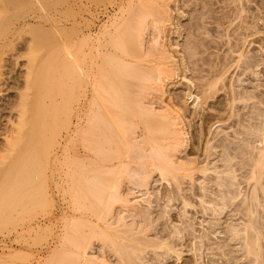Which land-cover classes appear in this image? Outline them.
I'll return each instance as SVG.
<instances>
[{"label": "bare ground", "instance_id": "bare-ground-1", "mask_svg": "<svg viewBox=\"0 0 264 264\" xmlns=\"http://www.w3.org/2000/svg\"><path fill=\"white\" fill-rule=\"evenodd\" d=\"M22 1L12 0L8 5ZM239 1L232 0V3ZM4 2H0L1 19L4 12L7 16L11 10L5 11L8 5ZM218 4L221 0H113L109 7L104 6L103 13L99 12L105 20L98 33L94 22L87 26V32L83 29L85 25L79 27L82 22L78 24L79 47L73 59L77 67L76 82L79 79L75 107L78 119L69 123L66 139L84 129L90 132L87 131L91 134L87 142L91 152H85L88 149L84 147V153H76L79 158L88 155V169L81 168L84 164L80 162L78 177L70 180L72 185L67 184L69 181L65 188L62 186V192L67 194L64 202L68 198L72 201L59 209L60 231L47 245L48 258L33 264H50L55 256L56 260L58 257L56 264H242L235 247L241 240L244 264H264V214L259 211L263 208L260 194L264 196V181H261L264 178V96L256 94V86L241 87L238 91L235 79L231 82L236 71L239 76L255 75L253 68L263 60L242 51L248 41L242 37V31L252 36L261 30L249 24L243 5L237 11L232 10L234 14L229 17L242 18L241 27L237 26L242 31L236 33L234 29L236 36L232 38L228 58L219 60L206 74L202 73L204 68L194 67L193 47L187 45L188 41L185 47L174 40L182 34L217 32L197 27L198 24L195 29L185 30L180 21L204 17L211 12L204 11L207 6ZM94 17L97 19V14ZM38 18V24H28L26 28L33 33L27 49L33 55L27 61L31 70L29 78L34 76V70L45 65L39 57L41 49L47 47L45 18L42 14ZM5 19L8 18L2 20ZM19 27L22 30H15V34L25 30ZM146 29L151 37L147 41L143 38ZM4 41H0V48L7 43ZM262 42L264 46V39ZM178 47L182 50L177 51ZM176 53L182 55L177 57ZM26 92L18 106L21 111L14 136L10 135L13 138L7 145L10 149L29 146L32 141L28 132L33 120L28 114L32 109L28 112L24 101L31 95ZM258 102L263 108H256ZM255 119L262 122L256 130L261 132L259 140L253 128ZM43 120L40 111L33 121L41 129ZM224 126L229 131H217ZM256 141L259 150L254 154ZM35 157L32 154L29 158ZM21 158L22 155L15 161ZM237 165L247 171L245 180L252 187L250 195L241 199ZM27 170L25 173L30 174L31 170ZM22 173L19 181L30 178L29 174ZM8 208L9 205L7 211ZM236 210L244 221L241 229L234 226L236 215L228 214ZM54 216L51 214L47 222H54ZM224 218L230 223L227 221L225 229ZM40 224L37 222L34 226L43 229L45 226ZM205 251H209V257ZM184 252L189 255L183 257Z\"/></svg>", "mask_w": 264, "mask_h": 264}, {"label": "rangeland", "instance_id": "rangeland-1", "mask_svg": "<svg viewBox=\"0 0 264 264\" xmlns=\"http://www.w3.org/2000/svg\"><path fill=\"white\" fill-rule=\"evenodd\" d=\"M14 1L18 2V0ZM112 1L113 0H23L16 5L9 4L13 7L15 6L13 8L8 5V3L12 2V0L10 2H4L0 0V2H4V4L6 3L5 6H9L5 7V9L7 8L8 10H12H9V13L7 12V9L5 10L8 13L7 16L5 12L3 13L4 15L1 14L3 15L2 19L5 17H7L8 19L2 20L0 18V20H2V22L0 23V41L3 42L6 39L4 43L7 42L5 44L6 46L3 45V48H0V207H2V209H0V264H33L37 260H41L42 262H44V260L48 258V253H46L48 249L47 245L53 241L54 237L58 235L57 233L60 231L57 217L59 214V209L64 207L66 203L72 201V199L68 198L64 202V198L67 194L65 193V191L62 192V186L65 188L64 185H66L67 182H69L70 180L73 181L78 177V168L80 167V162L84 164V166L81 165V168H86V166L88 165L87 154L91 152L90 149H88L89 145L87 142V140H89L91 136V134H87L88 130L84 129L83 132L78 133L79 135L71 137V139L69 138L68 140L66 139V132L68 130L69 123L76 121L75 119L77 118V115H75V113L77 112L76 101L78 97V85L76 83L79 81V79H77L76 82L77 67L75 65V60L73 59L76 56L78 49L77 47H79L78 29L79 27L82 28L85 25V28L83 27V29H85L84 31L87 32L89 28L87 26L94 22V30H96L95 32L98 33V28L105 20L104 16L102 15V10L104 11V6L109 7ZM1 4L4 7L3 3ZM242 5L243 7H245L247 13L246 15H249V24L257 25V27H259V31L261 30V33H257L252 36H247V33L241 30L244 35H242V37H246V40H248L249 42L251 41V44L248 45L247 41V43L243 45L244 48L242 49V51L246 52L245 55L247 56H253L255 59L257 58L258 60L263 61H259V66L253 68V72L256 76L253 75V77H247L243 74L239 76L240 74H237L238 71H236L231 82L235 79L233 82H237L236 86H239H234V88L236 87L235 89H237L238 91L242 89L241 87H246V89H249L251 86L252 88L256 86L257 88H255L254 91L256 92V94L262 97L264 96V46L262 45V40L264 39V0H241L239 2H236L235 4L232 3V0H226V2L225 0H221V4L214 6L209 5L210 7L207 6L208 9H205L204 11L210 10L211 12L204 17H201L199 19L197 18V20L193 19L192 17V21L191 19L183 18L181 19L180 23L184 26L183 28H185V30H188L190 27L192 29H195L197 27L203 26L205 28H208L210 31L217 32H207L206 34H204L202 32L200 33L199 31L196 32L197 35L190 33L189 35L185 36L182 34L179 39L174 40L178 41L180 45H184L185 47L187 45L193 47V58H195L191 61H193V63L194 61H196V63H194V67L197 69L204 68L202 70L203 74H206L207 72L209 73V70L212 71L213 66H215V64H217L219 60L224 61L226 57L228 58L230 44L234 42L232 38L236 36L237 32L241 33L239 28L241 27L240 25H242V18H236L235 20H233V17L229 16L234 14H232V10L237 11L241 8ZM94 10H98V12H94ZM41 14L45 18L43 28L46 32L47 39L44 38V40H46L44 42H47L45 43L47 44V47H44V50L41 49L39 57H42V60L45 61V65L42 68H37L36 70H34V76H31L29 78V76L27 75H30L29 72H31V70L28 68V62L30 60L28 57H32L33 55H30L27 49L29 43L31 42V39H33V33L27 29L29 31L28 32L26 28L28 27V24L31 26L38 24V17H40ZM96 14L98 20L96 19V17H94ZM3 21L7 22L6 25H4L5 22ZM20 22L22 24H20ZM80 22H82V26L79 24ZM196 24H198V26ZM56 25L61 30V32L59 29H56L55 31L54 28H57L55 27ZM19 26H21L22 28L24 27L25 30L23 29V33L19 32L15 34L16 31L18 32L19 30H22ZM235 28L236 33L234 34L233 31ZM148 32V30L145 31L143 37L146 41L148 40V38H151L150 36H148ZM230 33L232 34V36ZM59 35H61V38L58 37ZM173 37L175 38L177 37V35H174ZM186 37L188 39H186ZM56 39L58 41L55 42ZM186 40L188 41L187 45H185ZM175 49L177 51L179 49L182 50L181 47ZM180 53L182 52L180 51ZM180 53H176L175 55L177 57L181 56L182 54ZM219 57L223 59L221 60ZM64 59L69 62L67 64H64ZM236 78L239 79L237 80ZM46 84L48 86H46ZM25 85L28 87L25 88ZM45 86L47 87L46 94L44 92V90L46 89ZM28 88L31 91H36H33V94L30 90H28ZM25 90H27L26 93L29 94L28 96L31 95L30 97L27 96L29 100H27L26 98L24 99V101H26V106H28V112L32 109V111L28 114V118H32L34 120L36 115L41 111L44 119V124H42V128L39 129L37 126L38 123L31 120V122L33 123L30 122V125L32 126H30L28 130L29 134L31 135L29 136V139L32 137L30 139L32 141L29 142L30 145H26V148L22 143L21 145L23 146L16 147L15 149H10L11 147L7 148V145L8 142L13 138H11V136H14L12 135V133L14 134V128L18 121L19 112L21 111V107L18 106H20V102L23 101L22 98L24 96L22 94L25 93ZM28 91L30 92L28 93ZM44 96L46 98H44ZM33 102L36 104L34 105ZM30 103H32V106L30 105ZM256 104V108H263L262 104H260L259 102ZM43 110L45 112H43ZM33 113H35V115ZM253 125V128L255 127V138L259 140L261 132L257 131L262 126V122L259 119H255V121H253ZM226 126L217 128V131H229V129H226ZM257 127L259 128L257 129ZM225 131L223 132V134L225 133ZM84 133L88 136L85 137L86 135ZM84 140L86 141L84 142ZM256 142L253 144V147L255 149L253 150L254 154H257L259 150V142ZM29 147L31 149L34 148L33 152L29 151V153H27L28 150H30ZM84 147L88 150L86 151ZM20 149H24L25 153ZM82 149H85V152L89 151L87 154L85 153L87 156H83L81 158H79V156L76 157V153H84V150ZM15 152H17V154ZM22 152L24 153V155ZM30 152L34 157L36 155L37 156L34 159L29 158L32 155L30 154ZM18 155H22L21 160H19L20 162L15 161L16 158L20 159V156ZM79 159H81V161H79ZM22 160L23 163L21 162ZM236 160L240 162V160ZM24 161H27V163ZM30 161L32 162L30 163ZM28 168L29 171H32H30V174L28 172L25 173V170H27ZM86 169H88V166ZM240 169L241 167L238 168L239 172L236 171V174L238 175V177L236 175V178L241 183V199L250 195L252 187L249 188L250 185L247 184L245 180L248 176L247 171H245V169H241L240 171ZM23 171L25 174H29L28 176L30 178L27 177L26 181L21 178L22 180L20 179V181H22V183L24 184H20L21 182L19 181V178L22 176H20L19 174ZM40 172L42 173V175L40 174ZM24 173H22V175H24ZM71 181L67 184L72 185ZM261 181L263 182L264 178ZM15 187H20L21 189L19 188L17 190V188L15 189ZM59 187L61 188V191ZM5 195H9V198H7ZM260 197L262 198V207L264 208V196L260 194ZM8 205L9 208L7 211L6 208ZM263 208L259 209V211L261 210L262 212L259 213H261L262 215L264 214ZM232 213L236 215L235 221H233L234 226H237V229H241L243 227L244 221L240 219V214L237 212V210L236 212H228L229 215H232ZM51 214H54V217H56L57 219L55 218L54 222L52 221V223H48L47 219ZM224 220L222 227L225 229L227 227V221L228 224L230 223L226 218H224ZM37 222H40V225H44L45 227L43 229H37L34 226ZM207 223L208 222H205V224ZM233 223L231 222L232 225H230V227L233 226ZM262 238L264 239V236H262ZM235 247L237 248V250H239L237 253L238 258H242L241 262L242 264H244L245 262L243 261L242 257V254L244 252L243 241L241 240L240 242H238L237 246ZM205 253L208 257L210 256V254H208L209 251H205ZM187 254L189 255L188 252H184L182 255L183 257H186ZM55 258L56 256L53 257L54 260H51L53 262L52 264L58 263V257L57 260ZM223 258H227V255H224ZM55 260L56 262H54ZM51 261L49 262L50 264Z\"/></svg>", "mask_w": 264, "mask_h": 264}]
</instances>
